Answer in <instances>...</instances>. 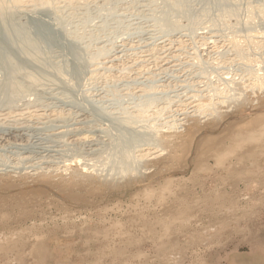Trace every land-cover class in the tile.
<instances>
[{
    "label": "rangeland",
    "instance_id": "obj_1",
    "mask_svg": "<svg viewBox=\"0 0 264 264\" xmlns=\"http://www.w3.org/2000/svg\"><path fill=\"white\" fill-rule=\"evenodd\" d=\"M158 1L78 0V12L76 9L74 11L69 8H61L63 3L62 5L61 3L56 4L57 8L47 11H40V9L45 10L46 8H36L35 11L39 14L38 18L46 19L49 16L52 24L56 22L54 17L61 18L60 24L65 23L61 24V28H56L59 34L54 32L55 37L51 32L44 34L47 41L53 38L62 45L69 46L72 36L76 40L73 42L77 45L80 44L79 47L82 44L84 47L86 45V48L88 47L87 49L94 53L97 43L100 41L106 43L111 49L110 46L113 42L125 36L128 37L131 33L137 32V29L144 32L143 34L146 33L145 36L150 37L151 41L164 38L156 18L160 16L166 0ZM230 1L228 0V5L238 8L236 15L211 10L209 16H202L200 12L204 6L198 0H190L191 8L193 7V13L198 21L195 24L196 27H192L191 30L187 28V24H189L187 18L175 17L181 22L180 34L185 33V39L188 38L185 52L193 53L202 47L201 41L196 37V34L200 32L207 33L208 31L207 35L217 36L216 38H220L221 41L217 44L211 42L212 51L202 59L198 52L196 55L194 53L193 57L185 54L181 57V61L188 60L186 62L192 64H190V68L195 74L203 77L202 81L204 82L201 83V86L204 91L199 97L205 99L212 93L214 94V91H221V95L228 98V106L232 104L226 117H223V121H221L222 125L213 130L202 131L204 134L213 132L211 135H216L225 128L226 123L231 119H249L259 113L264 114V102L260 104L256 100L257 97H263L264 89L249 90L245 86L246 81H244L249 75L248 71L253 72L252 75L257 73L256 75L259 77H261L260 75L264 76V43H262L264 41V14L258 12L259 8H264V0ZM251 7L253 8L251 9ZM35 28L37 29L34 25ZM127 30L129 32H126ZM255 35L261 36L257 38L262 39L260 44L249 41V38H253ZM88 37V40L85 39ZM235 41L237 47L242 50V53L244 52L243 56L246 60L233 53L232 46ZM61 53L64 58H71L66 52ZM131 53L124 56L117 67L102 70V72L101 70L95 72L91 70L94 60L89 56L86 57L88 62L92 61H90L91 63L86 61L88 68H85L84 79H80L82 81L73 79L71 71L74 69L70 68V72L64 75L66 78L65 88L70 91L69 96L73 101L63 96L59 99L60 95L54 96V92L46 89L19 99L22 102L28 101L32 106H36L37 110L45 113L42 118L16 121L0 117V134L8 133L13 126H16L15 122H22L25 128L23 127V130L17 134L20 135L19 141L24 149L54 150L56 155L53 160L56 163L64 162L66 159V163L72 164L66 171H63L65 175L61 172L63 176L60 172L45 171L44 169H38L36 174L29 175V164L17 154V150L15 153L0 151L1 158L4 157L0 163L3 165L6 163V166L14 165V169L10 171L4 165L3 168L6 172L3 170L4 173L0 177V247H2L0 249V264H264V137L263 140L258 139L252 144L239 148L217 164H215V152L212 150L197 157L194 148L189 146V141L182 143L183 138H176L170 132L171 129L161 128L159 119H162L164 114L157 115V118L156 116L155 118L151 117L154 116L151 112L156 109L155 106L161 102H170L174 98L173 95L180 89L178 84L174 81V87L166 89L165 92L157 86L160 84L156 77L150 78L148 81L143 77L137 78L126 67V63L131 59ZM69 62L73 63V61ZM187 70L188 74L185 76L186 81L183 82V88L186 85L188 88L184 89L190 90L193 86L191 77L188 76L190 71ZM131 73L135 76H131ZM67 75L72 79H67ZM252 75L253 79L255 76ZM150 80H154L151 84L153 85L152 90L146 94H149L154 101L152 100L150 103L151 107L148 106L149 111L146 108L143 109V111L146 110L143 112L140 106L141 101L149 96L144 93L145 96L138 98L135 96L134 90L137 86L147 90ZM220 88H224L225 91ZM158 91L160 92L157 93ZM100 92L105 93L103 94L106 97H104V101L96 99L95 95ZM92 100L93 102H91ZM16 103L18 104V101ZM113 106L115 107L113 108ZM82 107L84 108L82 109ZM95 108L105 111L98 113ZM110 108H113L115 113L112 114ZM129 109L141 111L139 114L141 117L137 118L138 121L135 119L129 128L146 135L147 143H143L142 147L153 148L152 143H154V147L156 144L162 147L163 144L164 149H167H163L166 154L161 151L163 155L150 160V156H139V152H137L139 147H131L132 150L129 149L131 151H128V155L123 158L121 152L117 154L113 150V145H115L113 137L120 136L121 140L123 135L120 132L123 130V126L113 123L112 118L125 117L130 111ZM147 111L149 113H146ZM97 114L102 116L98 117ZM234 117L236 118L234 119ZM160 130L161 132H159ZM74 136L83 137L84 140L73 141ZM162 137L163 141H160ZM89 143L98 144L96 148L98 151L89 150ZM227 144L228 141L224 145ZM105 148L107 149L105 150ZM190 149L191 151H189ZM100 152H104L103 155ZM94 157L98 159L96 160ZM109 157L112 158V162H109L111 161V158L108 159ZM20 160L22 161L20 162ZM122 160L124 161L123 166L122 164L117 165ZM83 161L94 164L95 170L92 168V172L91 170L83 172L81 164H79ZM34 163L39 166L40 159H35ZM119 166L125 172L122 173V170L116 168ZM143 166H145L144 169ZM229 167L231 168L229 169ZM78 168L79 170H77ZM47 173L48 175H46ZM58 175L61 177H57ZM43 176L45 177L43 178ZM39 177L42 178L39 179ZM166 178H170V183L168 188L163 189L161 185ZM63 180L75 181L76 186L70 187L69 192L65 193L59 187ZM90 185L92 186L90 187ZM98 185L103 186L101 188ZM106 187L111 189H106ZM151 189L152 191H150ZM39 235L40 237H38ZM2 236L8 237L3 238ZM17 246L19 250H17ZM32 247H37L38 250L32 252L30 250ZM35 254L36 256H34ZM118 255L120 259H118Z\"/></svg>",
    "mask_w": 264,
    "mask_h": 264
},
{
    "label": "bare ground",
    "instance_id": "obj_2",
    "mask_svg": "<svg viewBox=\"0 0 264 264\" xmlns=\"http://www.w3.org/2000/svg\"><path fill=\"white\" fill-rule=\"evenodd\" d=\"M77 1L76 0H0V117H2L1 119L11 118L13 120L18 121V120H23V119H32V118H36L37 119V118L44 117L45 113H42L40 110H37L36 106L34 107L28 101L22 102V100H19V99L20 98L23 99L25 96L28 97V95H31L33 93H37V91L42 90V89H44V90L46 89L47 91L49 90L50 92H54L53 93V94H55L54 96L60 95L59 96V99H60L61 96L71 99V97L69 96L70 95V91L65 88V85H66L65 84V79L66 78L64 76L66 73H69L70 72V70H69L70 68H73L74 69L73 71H71V74H73V79H76L78 81H82L80 79H82V78L84 79L83 75H85L84 72H85V68L87 67L86 66V63L88 62V60L86 59V57L88 58V56H89V58L91 57V59L94 60V62L92 63V67H91L92 69L89 67L91 70H93L94 72L97 71V70L98 71L101 70V72H102V70H108V69H111V68H113L115 66L117 67L119 65V63L121 62V59L124 56H127L129 52L130 53L131 52H134V53H131V57H130L131 59H130V61L128 60V63H126V67L129 70H131L132 73H134L137 76V78L138 77H143V78L147 79V81H148L150 78L156 77L158 79V82H159L158 84H160V85H157V86L162 91H165L168 88L174 87L173 86V83H175V82H176V84H178V87L180 89L173 95L174 98L170 102H163V103L162 102L161 103L159 102L160 104H158L157 106H155L156 109H154L153 112H151L154 115V116H151V117H154L155 118V116H156V118H157V115H160L161 113L164 114L165 116L162 119H159V117H158V119L161 120V124H160L161 128L162 127H167L168 129H171V131L170 130L169 131L172 132L173 135L176 138L177 137L178 138H180V137L183 138L182 139V143L183 142L186 143V142L189 141V146L191 148H194V150L196 151L197 157H198V155L201 156V155L205 154L208 150H210V151L212 150V151L215 152V154H214V156H215V162H216L215 164H217V163H220L222 160H224L230 154H232L235 151H237L239 148H242V147L246 146L247 144L248 145L249 144H252L254 141H258V139H262L264 137L263 136L264 135V114L263 113H259V114L255 115L254 117H251L249 119H247V118H241L239 120H233V119H231L230 121H228L226 123L225 128L221 132L217 133L216 135H211V133H213V132H209V133L207 132L205 134L202 133V131H204V130H213L215 128L220 127L222 125V123H223V122H221V121H223V117L224 118L226 117L228 111L230 110L229 107H231L232 104L230 106H228V101H227L228 98H226V96L221 95V93H222L221 91H219V92L218 91H214V94H213L210 90H208V91H210L212 93V95H210L208 98L205 97V99L199 97V95H201L203 93V91H204V88L201 86V83L204 82V81H202L203 80L202 79L203 77H201L198 74H195L194 73V71L190 68V64L191 63L190 62H186L188 60H186V61L184 60V62L181 61V57H182L183 54L188 55V56L190 55V57H191L194 53H195L194 55H196V52H198V55H200L201 56V59H202V57L208 56L209 53L212 51L211 50L212 47L210 46V43L211 42H213L215 44L221 43V41L219 40L220 38L219 39L216 38L217 36L215 37L214 35H211V34L210 35H207L208 31H207V33L200 32V33H197L196 34V37L198 38L199 41H201V44H202L201 46L202 47L199 50L196 49L198 51L193 52V53L190 52V51L185 52L186 44L188 45V43H187V39L188 38L185 39V35H184L185 33L184 34H180L179 31H180V26H181L180 23L181 22L178 21V19H176L175 17L176 16H181V17H183V19H184V17L187 18L189 20V24H187L188 30H191L192 27H194L195 24H197L196 22H198V21L196 20V16L193 13V9H192L193 7L191 8L190 0H166V1L163 0V1H165L164 2L165 4H164V7H163V10H162V12H161V14H160L159 17L157 15H155V16H157L156 20L158 21L157 23H158V25L160 27V30L162 32V36L163 37L165 36L164 38H161L160 40L157 39L158 41H151V38L150 37L145 36L146 33L143 34L144 32L142 33V32L139 31V29H137V32L131 33L130 35H128V37L125 36L123 38H120V39L116 40L115 42H113L111 44V46L109 45L111 42H107V43H109L108 45L110 47H112L111 49L108 48V46L106 45V43H103V42L100 41L99 43H97V46H96V49H95L96 52H94V53H91L87 49L88 47L86 48V45L84 47L83 44H82L81 47H79L80 44L77 45V43H74L76 41L75 40V37H72L71 35L70 36L72 38L71 39L72 42H71V44L69 46L62 45L57 39L54 40L53 38H50L51 40H48L47 41L44 38V36H43L44 34L51 32V33H53V35L55 37V33L59 34V31L56 28L57 27H60L61 28V24H65V23H61L60 24V22H62L61 21V18L59 19L58 17H54V20L56 21V22H54V24L56 25V27H55V25L52 24V22H50L49 16H48L49 19L48 18H46V19L45 18H38V15L39 14H37L38 12L35 11L36 8L37 9L38 8H46L45 10L40 9V11H47V10L52 9V8H57V6H55L56 4L61 3V5H62V3H63V5L61 6V8H65V9L66 8H69L70 10L73 9L75 11V9L76 10L78 9ZM101 1H103V0H101ZM118 1H120V0H118ZM198 1H199V3H201L204 6L203 9L200 12L202 14V16H209V13H210L211 10H217V11H220V13L229 14V15H233V16L236 15V13L238 12L237 11L238 8H236L237 6L234 7V6H231V5H228L227 4L228 0H198ZM158 3H159V1H158ZM107 4H110V2L109 3L107 2ZM118 5H120V4H118ZM85 6H86V4H85ZM104 6L106 7V5H104ZM252 8L253 7H251V9ZM258 10H259L258 12L264 14V8H259ZM78 11L79 10H77V12ZM79 13H81V12H79ZM67 14H68V11H67ZM151 18H148V19H151ZM52 19H53V17H52ZM152 19H155V18H152ZM80 20H82V19H80ZM32 22H33V24H32ZM103 22H105V21H103ZM114 23H116V22H114ZM34 25H35V27H37V29L36 28L34 29ZM82 25H84V24L82 23ZM126 25H128V24H126ZM103 29H105V28H103ZM155 30H157V29H155ZM73 32H75V31H73ZM126 32H129V30H127ZM60 35L62 36V34H60ZM66 35H68V34H66ZM95 35H96V33H95ZM68 37H69V35H68ZM260 37L261 36L258 37V35H255V37L249 38L250 39L249 41L254 42L255 44H260L262 42L261 41L262 39H257V38H260ZM85 39L88 40L89 37L88 38H85ZM152 40H154V39H152ZM81 42H82V40H81ZM262 43H264V41ZM59 49H60L61 52H63V51L66 52L71 58L70 59L68 57L67 58H64L63 55H62V53L59 51ZM232 49H233L232 51H234L233 53L235 55L242 56L244 58V56H243V53L244 52L242 53V50L239 49V47H237L236 41H235V43H233ZM88 51L90 52V54H89ZM185 57H187V56H185ZM189 59H191V58H189ZM231 59H233V58H231ZM244 59L246 60V58H244ZM92 60H90V61H92ZM69 61H71V62L73 61V63L70 64ZM245 65H246V63H245ZM186 70L187 71H190V74L188 76H190L191 77V80H192L191 83H192L193 88L192 87H191L192 89L189 88L190 90L184 89L185 87L188 88V86H186V85L183 88V82L186 81L185 80V76H187L186 74H188V73H186ZM132 73H131V76L132 75L135 76ZM248 73H249V75H247L248 77H246L245 80H244V81H246V85L245 86L249 90H257V89L261 90V89H264V76L260 75L261 77H259V76L256 75L257 74L256 72H255L256 73L255 75H252L253 72L251 73V72L248 71ZM88 74H90L89 71H88ZM244 74H246V73H244ZM251 75L252 76H255L253 78L254 81L251 78ZM67 76L69 77V75H67ZM203 76H205V75H203ZM68 77H67V79H70L71 78V77H69V78ZM131 78H133V77H131ZM66 81H69V80H66ZM119 81H121V80H119ZM153 81H151V80L149 81V84H148L149 86H147L148 87L147 90L144 89L143 87H140V86L135 87L136 88L134 90L135 91V96H137L138 98L140 96L142 97V96H145V95L149 96V97H146L145 99H143L141 101L140 106L142 108V111H143V109H146V108H147L146 110L149 111V107H151L150 106V103L152 102L153 99L150 98V95L149 94H146V92H149L150 90H152V86L153 85H151V84H152ZM72 83H73V80H72ZM146 83H148V82H146ZM73 84H71V85H73ZM144 84H145V82H144ZM130 86H132V85L130 84ZM113 87H114V85H113ZM225 88H227V87H225ZM130 89H129V91H130ZM153 89H154V87H153ZM210 89H211V87H210ZM75 90H77V89H75ZM221 90H224V88L221 89ZM110 91H111V89H110ZM162 91H161V93H162ZM159 92L160 91H158L157 93H159ZM144 93H145V95H143ZM211 93H209V94H211ZM250 93H252V92H250ZM45 94H46V92H45ZM103 94H105V93H101L100 92V93H97L95 95L97 97L96 98L97 101H101V100L104 101V97L105 96ZM223 94H224V92H223ZM49 95H51V94H49ZM233 95H234V93H233ZM262 96L263 97H257L256 98V100L259 101L260 104L264 102V95H262ZM37 97H38V95H37ZM151 97H153V96H151ZM202 97H204V96H202ZM131 98H132V96H131ZM30 99L32 100V98H30ZM65 100L68 101L67 99H65ZM108 100H110V99H108ZM17 101H18V104L16 103ZM61 101H62V99H61ZM232 101H234V100H232ZM30 102H32V101H30ZM91 102H93V100ZM156 102H158V101H156ZM250 102H251V100H250ZM114 104H115V102H114ZM117 104H119V103H117ZM121 106H123V105H121ZM85 107H86V105H85ZM105 107H106V104H105ZM114 107L115 106H113V108ZM83 108L84 107H82V109ZM113 108H110L112 114L115 113ZM151 109H150V111H152ZM218 109H219V111H218ZM220 109H222V110H220ZM87 110L88 109L86 108V111ZM95 111L98 112V113H100V112L103 113L105 110L103 111L101 108H95ZM145 111H143V112H145ZM148 111L146 113H149ZM217 111H218V113H217ZM93 112H91V113H93ZM121 113L124 114L126 112L124 110V113L123 112H121ZM122 114H121V116H122ZM139 114H141V111L132 109V110H130V111L127 112V114H126L125 117H117L116 116V117H113L112 118L113 121H114L113 123H115L116 125H122L123 126V128H122L123 130L121 129L122 131L120 132L123 135V137L121 138V140L119 138L120 136L113 137L114 138L113 139V142H114L113 144H115V145H113L114 146V149L113 150L117 154L119 152H121L123 158H125V156H127L128 153H129L128 151H131L132 150L131 147H139V148H137V152H139V156L140 157L150 156V158H151L150 160L155 159V158L157 159L158 157H160V155H163L161 153V151H163V149H164L163 146L164 145L162 144V147L163 148L160 145H158V144H156L155 147H154V143H152L153 145L152 144L151 145L153 146V148L145 147V146L142 147L143 143H147L146 140L148 138H146V135L140 134V133L132 130L131 128H129V125H131L135 119L137 120L138 117H141V115L139 116ZM97 115H98V117L99 116L100 117L102 116V115H99V114H97ZM235 118L236 117H234V119ZM15 123H16V126H13L8 133L0 134V151L9 152V153H15V150H17V154H19L22 157V159L23 160L25 159L24 161H26L27 164H29L28 165L29 175L36 174L38 172V169H44L45 171H51V170H53V171H56L58 173L59 172L61 173L63 171H66L69 168V165H72V164L66 163L67 162L66 159H65L64 162L56 163L53 160L55 158V155H56V153H55L54 150H50V149H46V148H39V149H35V150L34 149H32V150L24 149L23 148L24 146L23 147L21 146V141H19L20 135L17 134V133H20V131L23 130V127L24 126L22 125V122H20V123L15 122ZM151 130H153V129H151ZM159 132H161V130ZM106 133H107V131H106ZM155 133H157V132L155 131ZM107 134H109V133H107ZM164 135L168 136L167 134H164ZM160 136H162V135H160ZM109 137H110V135H109ZM163 137H162V140H160V141H163ZM173 137H172V139H173ZM160 139H161V137H160ZM167 139H170V138L167 137ZM72 140L73 141H79V140H84V139H83V137H78V136L75 137L74 136L72 138ZM262 140H260V141H262ZM121 141H122V143H121ZM226 141H228V144L227 145H224ZM166 142H167V140H166ZM164 144H165V142H164ZM172 144H174V143H172ZM221 146H224L225 148H223V149L222 148H219ZM97 147H98V144L95 145V143H93V144L89 143V150H91V151H94V150L95 151H98V150H96ZM99 148H101V147H99ZM106 149L107 148H105V150ZM129 149H131V150H129ZM164 150H167V149H164ZM189 151H191V149ZM248 151H249V149H248ZM104 152H102V153H104ZM94 153L96 154L97 152H94ZM102 153L100 152V154H102ZM164 154H166V153L164 152ZM61 156H63V155L61 154ZM93 156H95V155H93ZM122 156H120V157L122 158ZM139 156L137 155V157H139ZM0 158H1V156H0ZM37 158L40 159V165L39 166L35 165V163H34V160L37 159ZM110 158L111 157H109L108 159H110ZM135 158L136 157L134 156V159ZM95 159L97 160L98 158H95ZM143 159H141V160H143ZM147 159H148V157H147ZM0 160H4V157H3V159L1 158ZM123 160L121 162H119V164H117V165H121L122 164V166H123V164H124V161ZM131 160H133V159H131ZM144 160H146V159H144ZM186 160H188V159H186ZM5 161H7V160H5ZM9 161H10V159H9ZM21 161L22 160H20V162ZM109 162H112V158H111V161H109ZM141 162H143V161H141ZM7 163H8V161H7ZM114 163H110V164H114ZM116 163H118V162H116ZM79 164H81V167H82L83 172H90V170L92 168H94L92 170H95V167H96V166L94 167V164H92L91 162H88V161L87 162L83 161L82 163H79ZM157 164H158V162H157ZM4 165L6 166L7 164L5 163ZM4 165L0 163V177H1L2 173H4V171H5L4 168H3ZM200 165H201V163H200ZM233 165H231V166H233ZM125 166H126V163H125ZM144 167L145 166H143V169H144ZM6 168H8L7 169L8 171H10V170L14 169V165H9L8 164V166H6ZM74 168L76 169V167H74ZM116 168H119L120 170H122L121 166L116 167ZM198 168H199V164H198ZM230 168L231 167H229V169ZM19 170L22 171V169H19ZM71 170H69V171L71 172ZM77 170H79V168ZM92 170H91V172H92ZM123 171L125 172L124 169L122 170V173H123ZM74 172H75V170H74ZM15 173H17V172H15ZM19 173H21V172L19 171ZM9 174H10V172H9ZM21 174H20V176H21ZM53 174H54V172H53ZM46 175H48V173ZM61 175H62V173H61ZM64 175H65V173H64ZM73 175H71V176H73ZM81 175H82V173H81ZM101 175H103V174H101ZM84 176H86V175L84 174ZM44 177L45 176H43V178ZM51 177H54V176L51 175ZM57 177H61V176L58 175ZM40 178H42V177H39V179ZM66 180H63L61 182V184L59 185L60 189L62 191H64L65 193H66V191L69 192V189H71L70 187H72L74 185L76 186L75 181H66ZM77 180H76V182H77ZM115 181H117V180H115ZM96 182H99V181H96ZM85 183H87V182H85ZM169 183H170V178H166L162 182L161 187L163 189L168 188ZM108 184H110V183H108ZM114 184H115V182H114ZM23 185H27V184H23ZM38 185H39V183H38ZM92 185H90V187ZM117 185H119V184H117ZM80 186H81V183H80ZM101 186H103V185H100L99 187H101ZM99 187H97V188H99ZM94 189H95V187H94ZM106 189H111V188H107L106 187ZM102 191L104 193V190H102ZM150 191H152V189ZM85 194H87V193H85ZM65 196H67V195H65ZM68 196H70V195H68ZM168 218H170V217H168ZM157 219H158V217H157ZM164 219H163V221H164ZM166 227H170V226H166ZM29 230H30V228H29ZM10 231H11V229H10ZM23 231H24V229H23ZM168 231H169V229H168ZM7 237L8 236H6L5 238H7ZM38 237H40V235ZM2 241H4V240H2ZM11 241H13V240H11ZM1 248L2 247H0V249ZM17 250H19V247H18ZM30 250L32 252H35L36 250H38V248L37 247H32ZM118 252H116V253H118ZM105 255H108V254L105 253ZM122 255H123V253H122ZM122 255H121V257H124ZM34 256H36V254ZM109 256H111V255H109ZM118 259H120V256H119ZM118 261H120V260H118Z\"/></svg>",
    "mask_w": 264,
    "mask_h": 264
}]
</instances>
